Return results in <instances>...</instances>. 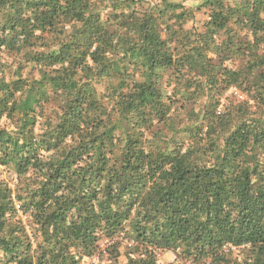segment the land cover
<instances>
[{
	"label": "trees",
	"instance_id": "trees-1",
	"mask_svg": "<svg viewBox=\"0 0 264 264\" xmlns=\"http://www.w3.org/2000/svg\"><path fill=\"white\" fill-rule=\"evenodd\" d=\"M191 1L0 0V264H264V0Z\"/></svg>",
	"mask_w": 264,
	"mask_h": 264
},
{
	"label": "rangeland",
	"instance_id": "rangeland-1",
	"mask_svg": "<svg viewBox=\"0 0 264 264\" xmlns=\"http://www.w3.org/2000/svg\"><path fill=\"white\" fill-rule=\"evenodd\" d=\"M169 1H171V2H176V3H182V4H184L186 7H189V6H192V5H196V4H194L191 0H169ZM134 7H135L136 9L140 10V11H144V10L148 7V4L146 3V0H145V2H143V3H141V4H138V3H137V5H134ZM196 19H197L198 21H200V20L202 19V18H201V15H196ZM232 92H233V90H232ZM227 94L229 95L230 92H228ZM236 96H237V95H236ZM171 260H172V259H171L170 254H169V255H165V256L162 257V261H164V262L171 261ZM119 262L124 263V258H123V256L119 258ZM83 264H94V263H92L90 260H87V261H85Z\"/></svg>",
	"mask_w": 264,
	"mask_h": 264
},
{
	"label": "built area",
	"instance_id": "built-area-1",
	"mask_svg": "<svg viewBox=\"0 0 264 264\" xmlns=\"http://www.w3.org/2000/svg\"><path fill=\"white\" fill-rule=\"evenodd\" d=\"M90 261H91L92 263H94V264H98L99 261H100V257H98V256H94V257H92V258L90 259Z\"/></svg>",
	"mask_w": 264,
	"mask_h": 264
}]
</instances>
